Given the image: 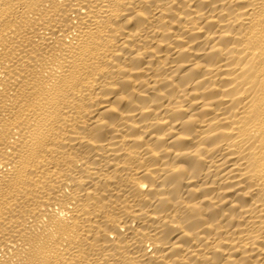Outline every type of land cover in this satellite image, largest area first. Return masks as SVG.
I'll list each match as a JSON object with an SVG mask.
<instances>
[{
    "label": "bare ground",
    "instance_id": "6f19581e",
    "mask_svg": "<svg viewBox=\"0 0 264 264\" xmlns=\"http://www.w3.org/2000/svg\"><path fill=\"white\" fill-rule=\"evenodd\" d=\"M0 264H264V0H0Z\"/></svg>",
    "mask_w": 264,
    "mask_h": 264
}]
</instances>
